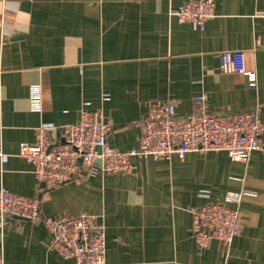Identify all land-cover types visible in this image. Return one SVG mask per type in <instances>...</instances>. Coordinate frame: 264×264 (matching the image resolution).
<instances>
[{
    "label": "crops",
    "instance_id": "obj_1",
    "mask_svg": "<svg viewBox=\"0 0 264 264\" xmlns=\"http://www.w3.org/2000/svg\"><path fill=\"white\" fill-rule=\"evenodd\" d=\"M188 0H0V188L41 200L47 217L88 216L106 230L108 264H264V155L225 152L133 159L132 174L84 170L48 189L20 156L44 123H75L102 110L108 143L139 146L156 102L192 115L205 95L213 111L261 106L264 121V0H215L205 30L172 14ZM245 52L246 74L224 73L218 53ZM240 204L228 200L242 194ZM209 201L239 208L243 230L230 246L203 249L193 211ZM41 221L0 212V264H73L51 248Z\"/></svg>",
    "mask_w": 264,
    "mask_h": 264
},
{
    "label": "built area",
    "instance_id": "obj_2",
    "mask_svg": "<svg viewBox=\"0 0 264 264\" xmlns=\"http://www.w3.org/2000/svg\"><path fill=\"white\" fill-rule=\"evenodd\" d=\"M215 6V0H188L172 14L205 30L207 21L215 16ZM259 16L264 19V12ZM218 58L221 72H248L244 51H222ZM195 103V112L187 117H179L171 102L153 103L143 120L139 146L129 151L109 145L111 127L102 110L82 109L77 122L62 127V141L52 139L56 126L44 123L37 129L36 142L21 144L20 156L33 166L37 179L53 189L73 181L82 170L89 176L132 174L134 158L166 160L176 155L183 159L192 152H225L233 161H247L254 151L264 155L260 105L225 113L213 111L205 95L197 96ZM8 160L9 155L0 151V161ZM242 196L230 195L228 200L239 205ZM0 212L41 221L53 236L51 248L73 264H108L105 227L94 224L86 215L47 217L39 198L15 194L5 187L0 188ZM242 230L239 208H230L227 202L209 201L193 211L192 235L203 249L213 240L230 246Z\"/></svg>",
    "mask_w": 264,
    "mask_h": 264
}]
</instances>
